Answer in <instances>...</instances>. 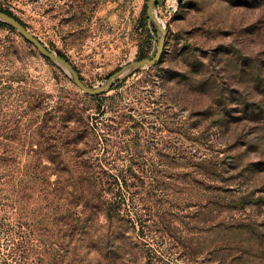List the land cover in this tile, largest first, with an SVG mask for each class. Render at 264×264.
Wrapping results in <instances>:
<instances>
[{
    "label": "rangeland",
    "instance_id": "374dc122",
    "mask_svg": "<svg viewBox=\"0 0 264 264\" xmlns=\"http://www.w3.org/2000/svg\"><path fill=\"white\" fill-rule=\"evenodd\" d=\"M147 2L0 0L91 88L154 56ZM157 11L159 63L96 100L0 25V174L41 178L0 188V261L66 234L68 264H264V0Z\"/></svg>",
    "mask_w": 264,
    "mask_h": 264
},
{
    "label": "water",
    "instance_id": "95a60500",
    "mask_svg": "<svg viewBox=\"0 0 264 264\" xmlns=\"http://www.w3.org/2000/svg\"><path fill=\"white\" fill-rule=\"evenodd\" d=\"M162 0H148L146 4L145 14L148 21L151 23L153 29L157 32L158 43L155 50V54L150 59L136 60L127 66L120 69L118 72L111 75L104 84L99 87L91 88L86 86L74 67L65 59L61 58L57 54L49 51L34 35H32L23 25H21L16 19L7 15L4 12H0V23L16 31L21 38L29 43L40 56L47 61L52 62L58 66L70 79L72 84L81 91L84 95L99 96L111 90L116 84L126 80L133 73L142 68H150L157 65L161 59L163 48L166 40V26L164 20L158 15L157 8L161 7Z\"/></svg>",
    "mask_w": 264,
    "mask_h": 264
},
{
    "label": "trees",
    "instance_id": "16d2710c",
    "mask_svg": "<svg viewBox=\"0 0 264 264\" xmlns=\"http://www.w3.org/2000/svg\"><path fill=\"white\" fill-rule=\"evenodd\" d=\"M0 12H4L7 15L13 17L14 19H16L21 25H23L24 27L25 24L17 17L13 14L9 3L5 6H2L0 4ZM141 22H143L142 26H149V35H151L153 37H155V30L153 29V27L149 24L146 15L144 13H142L141 15ZM1 26L7 27L6 25L0 23ZM142 52V50L140 49V54L138 55L137 60H142L147 58V56ZM58 56H60L61 58L65 59L66 61L67 58H65L63 55L58 54ZM156 66V65H155ZM154 66V67H155ZM154 67H151L150 69H153ZM119 84L115 85V87H117ZM113 87V88H115ZM92 100H96L98 98H100V96H87ZM15 164H18L14 161L13 164H9L8 161L4 160L3 158L0 157V170L2 169H9V168H15ZM14 176V177H13ZM41 178H39L36 175H30V174H24V175H3L0 174V188H4V187H10L9 185H15L20 187V189H22L23 194L25 193V191L31 192L34 194L33 189H36V187L39 185ZM118 182V180H117ZM45 183L48 184V181ZM118 184V183H117ZM27 202H29L30 197L27 196V199L24 198ZM65 228L67 229L68 232V225L64 224ZM64 236H68L66 234L62 235V236H57L55 237V239L51 238V236L48 235H40V245H39V253H38V257H37V262L35 264H49L47 263V260H50L52 263L54 264H68V241L65 243L64 241L62 242V240H64ZM58 238V239H56ZM0 264H5V262L2 260L0 261Z\"/></svg>",
    "mask_w": 264,
    "mask_h": 264
}]
</instances>
